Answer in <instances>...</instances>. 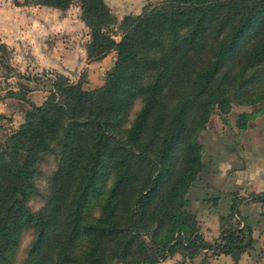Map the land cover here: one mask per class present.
Masks as SVG:
<instances>
[{"label": "trees", "instance_id": "obj_1", "mask_svg": "<svg viewBox=\"0 0 264 264\" xmlns=\"http://www.w3.org/2000/svg\"><path fill=\"white\" fill-rule=\"evenodd\" d=\"M73 2L90 31L86 58L115 51V62L92 90L59 74V96L31 105L0 143V264H15L24 226L34 238L21 264H157L179 245L194 258L205 242L184 207L203 166L197 135L215 105L222 113L233 102L264 107V0H158L119 22L118 41L105 0L34 1L59 9ZM252 116L239 114L236 126ZM49 153L57 159L50 193L33 213L27 201ZM239 201L207 247L235 260L253 243L236 219Z\"/></svg>", "mask_w": 264, "mask_h": 264}, {"label": "rangeland", "instance_id": "obj_2", "mask_svg": "<svg viewBox=\"0 0 264 264\" xmlns=\"http://www.w3.org/2000/svg\"><path fill=\"white\" fill-rule=\"evenodd\" d=\"M34 1L35 0H0V43L5 46L2 50L0 48V103L5 98H10L11 100L9 113H0V143L24 122L25 113L30 110L31 105H35L30 103L26 98L27 92L32 90L29 84H32L34 87L42 84L46 88L47 94L43 100L44 102L45 99L50 96V92L55 93L57 97L59 96L60 93L54 88V82L59 74L64 75L69 82L75 83L79 80L83 82V84L87 82V68L85 65L81 64V61L73 62L79 59L66 61L65 68L67 69L71 66L73 69L63 70L62 72H55L54 70L56 69L52 67L46 69V65H44L45 60L48 64L52 63V60H49L50 58L53 59L57 57L63 59L66 58V55L71 51H74L75 54H81L83 50L85 51V61L89 62L86 58V46L90 41V31L80 19L78 4L73 2L66 9H54V7H51L50 10L47 11L48 8L45 9L44 7L48 6H40L34 3ZM105 2L117 20L114 25V27L117 28L114 29L113 32L115 40L118 41L121 36V32L118 29L119 22L125 16L134 17L140 15L145 6L153 7L157 4L158 0H105ZM47 17L55 20H57V18L67 17L68 22L72 23L77 19L82 23L81 25L78 24L73 29H71V27L67 28V30L61 29L54 34L48 33L47 31L45 35H43L42 29H44V26L42 25H45L44 21ZM66 27H69V25ZM37 35L41 37L40 40H37ZM33 40L34 43L36 42V45H33ZM49 51L53 52L56 57H52ZM107 55L111 57V62H109V68L107 70L109 71L115 62L116 52L111 51ZM37 58L41 59L40 63L39 61H35ZM75 66L78 68L74 69ZM62 69L63 68L60 70ZM72 71L74 72L73 75ZM106 72L103 76V83ZM92 89L94 88L88 90ZM139 108L140 101L136 100L133 102L129 113L130 120L134 117ZM235 109L250 110L251 106L240 105L233 102L226 113H222L216 105L213 106L204 128L201 129L197 135V141L202 147L201 161L207 156L203 142L217 132L216 128H218V126H221L220 129H222L230 125L229 119L235 118L237 114ZM13 111H16L18 116L16 112ZM54 159V155L49 153L44 154L39 162V172L35 178L37 193L27 201V206L33 213L40 211L47 202L50 193V178L57 163V159ZM201 169L195 174L194 179ZM108 184L109 180L106 183L107 188ZM189 205L187 201L184 209L190 214L188 218L190 217L191 226H193L197 233L203 238L205 248L194 258H190L186 255L187 250L184 249L182 245H179L172 254L159 256L156 262L157 264H211V262L217 264L215 260L211 259L222 255L215 254L212 250L207 248L208 246H213L216 240L214 242H208L204 239L199 223L197 222V216L188 208ZM90 211L94 216L98 215L96 206L92 207ZM237 218L238 217H236V219ZM231 223L235 225V223ZM228 226H225V228ZM33 238V227L24 226L19 235L13 254V261L15 264H21L26 260ZM142 238L145 242L149 243L145 235H143ZM228 256L231 259L228 264H237L241 258L240 256L235 260L232 256Z\"/></svg>", "mask_w": 264, "mask_h": 264}, {"label": "crops", "instance_id": "obj_3", "mask_svg": "<svg viewBox=\"0 0 264 264\" xmlns=\"http://www.w3.org/2000/svg\"><path fill=\"white\" fill-rule=\"evenodd\" d=\"M44 8H48L47 11H49L51 7ZM49 18H45V25H42L44 26L43 35L47 31L54 34L61 29L67 30L70 27L73 29L82 23L77 19L72 23L68 22L67 17L57 18V20ZM68 25L69 27H66ZM40 38L37 35V40ZM33 45H36V42ZM49 54L54 56L53 52ZM76 59L79 60L73 61ZM110 59L111 57L107 55L99 60L87 62L84 50L81 54L71 51L63 59L50 58L53 65L48 64L46 60L44 65L46 69L52 67L56 69L55 72H62L73 69L71 66L65 68L66 61H81V64L87 68V82L83 84V88L91 89L102 85L104 73L111 62ZM40 60L37 58L35 61L40 63ZM61 68L63 69L60 70ZM77 68L75 66L74 69ZM29 86L32 90L27 92L26 98L32 104H41L47 94L46 88L42 84L37 87L32 84ZM10 101V98L2 100L0 113H9ZM235 110L237 114L235 118L229 119L230 125L222 129L218 126L217 132L203 142L207 156L202 159V169L187 190L186 198L190 204L188 208L196 214L200 230L208 242L218 239L220 217L227 215L231 204L240 200L238 218L241 225L244 224L251 228L253 243L241 255L237 264H264V202L262 203L259 199V197L264 199V107L255 105L251 106L250 110ZM241 113H252L253 116L247 121L245 127L239 128L236 126V121ZM232 163L235 164L234 168L231 166ZM211 260H215L217 264H228L231 261L228 255L223 254Z\"/></svg>", "mask_w": 264, "mask_h": 264}, {"label": "water", "instance_id": "obj_4", "mask_svg": "<svg viewBox=\"0 0 264 264\" xmlns=\"http://www.w3.org/2000/svg\"><path fill=\"white\" fill-rule=\"evenodd\" d=\"M231 166H232V168H234L235 167V164L232 163Z\"/></svg>", "mask_w": 264, "mask_h": 264}]
</instances>
